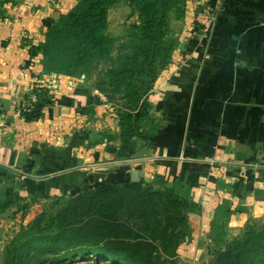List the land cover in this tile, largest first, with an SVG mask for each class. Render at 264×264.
Segmentation results:
<instances>
[{
	"label": "crops",
	"instance_id": "0c3cea01",
	"mask_svg": "<svg viewBox=\"0 0 264 264\" xmlns=\"http://www.w3.org/2000/svg\"><path fill=\"white\" fill-rule=\"evenodd\" d=\"M78 1L2 5L0 201L14 193L74 197L103 181H132L136 172L195 203L177 247L192 258L264 218V0H187L174 59L146 98L147 139L139 143L148 146L132 157L119 156L116 111L94 84L45 72L43 55H30ZM124 13L131 14L128 0L111 6L109 28ZM34 86L52 98L36 119L21 111Z\"/></svg>",
	"mask_w": 264,
	"mask_h": 264
},
{
	"label": "trees",
	"instance_id": "16d2710c",
	"mask_svg": "<svg viewBox=\"0 0 264 264\" xmlns=\"http://www.w3.org/2000/svg\"><path fill=\"white\" fill-rule=\"evenodd\" d=\"M119 1L79 0L50 28L45 41L31 46L30 55H43L45 72L82 73L97 52H110L111 42L104 32L109 10ZM4 2L0 0V15ZM128 2L139 26L130 44L122 46L125 52L119 64L109 72L115 92L126 100L125 109L116 110L121 157H132L148 146L139 143L147 139L146 98L175 56L178 39L172 34L170 19L173 14L184 17L187 9V0ZM32 93L38 101L25 115L36 119L52 98L45 86H34ZM195 207L175 186L103 181L66 202L57 201L40 214L23 234L25 241L2 264H31L32 258L25 257L33 252V258L53 253L43 261L54 263L95 257L106 264H174L177 247L187 233L188 212ZM214 264H264V225L248 226L217 254Z\"/></svg>",
	"mask_w": 264,
	"mask_h": 264
},
{
	"label": "rangeland",
	"instance_id": "374dc122",
	"mask_svg": "<svg viewBox=\"0 0 264 264\" xmlns=\"http://www.w3.org/2000/svg\"><path fill=\"white\" fill-rule=\"evenodd\" d=\"M120 14V13H119ZM127 16V18H126ZM185 17V16H184ZM184 17L177 18L175 14L170 19V26L172 34L178 39L175 34L177 28V22L184 19ZM126 20L121 23L111 24L108 21L107 29L105 30V35L111 42L110 52L106 54L105 52H97L92 60L88 63L87 68L80 74L76 76H83L90 83H93L98 91L104 96V98L112 104L115 111L117 109L124 110L126 107V100L122 99L120 94L115 92L111 75L109 72L116 68L117 64L120 62L122 53L125 49H122L123 45H129L131 38L135 34V30L138 28V19L132 17L130 13L127 15L124 13V19ZM109 20V19H108ZM117 115V114H116ZM117 125L120 128V121L118 116ZM68 197L65 194H60L57 196H45L41 198H31L24 199L20 198L18 194L14 193L7 197L5 200L0 201V214L8 213L5 215L6 222H0L2 229L0 228V264L12 255V251L17 248L22 242L25 241L23 234L29 227V225L36 220V218L43 212L49 210L53 204L57 201L66 202ZM10 210V212H8ZM258 224L264 225V218L257 219L250 224L245 225L244 229L237 235L243 233V231L250 225ZM237 236L231 240L226 241L223 244L207 245V248H201L199 251V257H187L186 255H177L173 258L174 264H214L217 254L220 251H224L228 244L233 241ZM28 240V239H26ZM47 248V245H44ZM34 253V252H33ZM33 253H30L27 257H19L20 259L32 258L31 264H106L107 262L101 261L93 258L77 257L73 258L69 262H58L54 263L49 260L43 261L45 257L50 258L53 253L41 254L33 258ZM44 263H43V262ZM42 262V263H40ZM109 262V261H108ZM112 263L114 261H111ZM115 264V263H113ZM120 264H125L120 262Z\"/></svg>",
	"mask_w": 264,
	"mask_h": 264
},
{
	"label": "built area",
	"instance_id": "2783aa9c",
	"mask_svg": "<svg viewBox=\"0 0 264 264\" xmlns=\"http://www.w3.org/2000/svg\"><path fill=\"white\" fill-rule=\"evenodd\" d=\"M212 17H213V13L211 14V16L207 22L208 24H206V26L204 28V34L205 35L209 31L210 24L212 22ZM37 101H38V96L35 93H31L29 95L28 99L21 106V111L25 114H30L35 109V105H36Z\"/></svg>",
	"mask_w": 264,
	"mask_h": 264
},
{
	"label": "water",
	"instance_id": "95a60500",
	"mask_svg": "<svg viewBox=\"0 0 264 264\" xmlns=\"http://www.w3.org/2000/svg\"><path fill=\"white\" fill-rule=\"evenodd\" d=\"M132 179H133L132 181H139L140 180L136 172H134V176Z\"/></svg>",
	"mask_w": 264,
	"mask_h": 264
}]
</instances>
